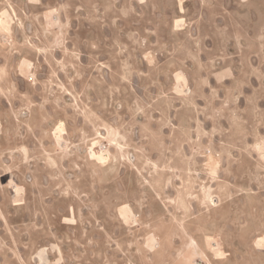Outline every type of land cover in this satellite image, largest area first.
Returning <instances> with one entry per match:
<instances>
[{"label": "rangeland", "instance_id": "rangeland-1", "mask_svg": "<svg viewBox=\"0 0 264 264\" xmlns=\"http://www.w3.org/2000/svg\"><path fill=\"white\" fill-rule=\"evenodd\" d=\"M0 264H264V0H0Z\"/></svg>", "mask_w": 264, "mask_h": 264}]
</instances>
